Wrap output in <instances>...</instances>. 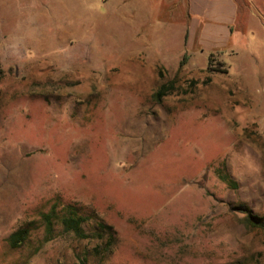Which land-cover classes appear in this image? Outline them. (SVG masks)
Segmentation results:
<instances>
[{
  "label": "rangeland",
  "instance_id": "obj_1",
  "mask_svg": "<svg viewBox=\"0 0 264 264\" xmlns=\"http://www.w3.org/2000/svg\"><path fill=\"white\" fill-rule=\"evenodd\" d=\"M117 1L0 0V264H264V0L206 60Z\"/></svg>",
  "mask_w": 264,
  "mask_h": 264
},
{
  "label": "crops",
  "instance_id": "obj_2",
  "mask_svg": "<svg viewBox=\"0 0 264 264\" xmlns=\"http://www.w3.org/2000/svg\"><path fill=\"white\" fill-rule=\"evenodd\" d=\"M116 3L125 5L130 2L118 0ZM141 3L145 7L142 12L152 13L153 16L165 7L172 14L171 21L189 19V26L183 22L182 33L186 37L187 49L193 52L189 54L192 59L197 56L206 60L207 52L225 49L236 32L238 0H142Z\"/></svg>",
  "mask_w": 264,
  "mask_h": 264
},
{
  "label": "trees",
  "instance_id": "obj_3",
  "mask_svg": "<svg viewBox=\"0 0 264 264\" xmlns=\"http://www.w3.org/2000/svg\"><path fill=\"white\" fill-rule=\"evenodd\" d=\"M173 88V84L170 85H163L160 90L155 94V98L160 100L164 96H166L169 91ZM221 178L232 188L237 189L238 183L232 179L229 175L221 176ZM238 211L243 212L246 214V217L244 219L245 224L252 228H262L264 229V221L256 216L253 215L250 211V209L246 205H241L237 207ZM54 218L55 214L54 212L44 214L43 215V221L46 225V231H47V240H50L52 236V233L54 231ZM88 218L78 215L77 211L69 209L66 214L61 218V224L64 227L66 231L73 232L76 236L79 238H89L94 237L93 235L89 234L85 230V225L88 224ZM109 229V235L111 236V242H113V233L112 228L110 226H104ZM32 231L31 225H26L24 227H21L17 231H15L13 234H11L9 238V242L12 248H18L21 245H23L27 239L29 238Z\"/></svg>",
  "mask_w": 264,
  "mask_h": 264
}]
</instances>
